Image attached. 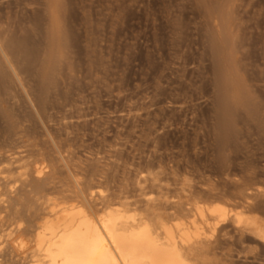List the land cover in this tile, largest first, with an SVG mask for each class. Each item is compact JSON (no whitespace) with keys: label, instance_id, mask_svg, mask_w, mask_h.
Returning a JSON list of instances; mask_svg holds the SVG:
<instances>
[{"label":"rangeland","instance_id":"obj_1","mask_svg":"<svg viewBox=\"0 0 264 264\" xmlns=\"http://www.w3.org/2000/svg\"><path fill=\"white\" fill-rule=\"evenodd\" d=\"M0 43V264L52 203L251 192L264 220V0H0ZM243 234L198 264H264Z\"/></svg>","mask_w":264,"mask_h":264},{"label":"bare ground","instance_id":"obj_2","mask_svg":"<svg viewBox=\"0 0 264 264\" xmlns=\"http://www.w3.org/2000/svg\"><path fill=\"white\" fill-rule=\"evenodd\" d=\"M247 193L246 206L236 209L220 199L203 202L198 195L171 207L165 205L168 200L151 196L143 206L104 201L96 210L87 208V200L86 207L80 205L82 200L63 207L52 203L33 245L22 241L12 245L27 264H198L212 247L209 240L230 224L264 242V220L251 214L252 194Z\"/></svg>","mask_w":264,"mask_h":264}]
</instances>
